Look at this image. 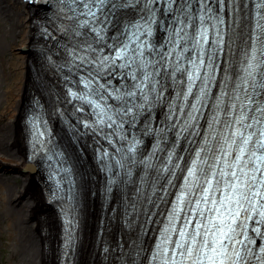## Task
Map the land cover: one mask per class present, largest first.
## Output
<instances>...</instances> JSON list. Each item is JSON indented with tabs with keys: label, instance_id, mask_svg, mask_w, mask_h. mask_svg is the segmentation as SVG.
<instances>
[{
	"label": "snow or ice",
	"instance_id": "6c2138e0",
	"mask_svg": "<svg viewBox=\"0 0 264 264\" xmlns=\"http://www.w3.org/2000/svg\"><path fill=\"white\" fill-rule=\"evenodd\" d=\"M56 3V18L68 22L59 30L67 41L61 45L66 66L77 77L71 82L82 86L68 89V102H75L73 114L84 113L77 124L112 149L97 158L108 191L113 184L133 183L137 168L144 173L136 189L141 191L162 134L175 129L176 140L184 133L200 137L199 143L185 137L195 144L187 160L180 156L173 163V146L165 166L157 168V179L167 174L166 183L176 192L147 264H264V0H253L251 26L238 15L239 0H227V18L226 0ZM169 88L174 98L166 102L163 126L154 130L153 110L165 102ZM177 101L183 102L179 111ZM41 135L37 131L36 139ZM140 135H155L156 141L137 159ZM40 146L47 151L43 142ZM57 170L68 174L64 182L71 204L75 182L70 169Z\"/></svg>",
	"mask_w": 264,
	"mask_h": 264
},
{
	"label": "bare ground",
	"instance_id": "6f19581e",
	"mask_svg": "<svg viewBox=\"0 0 264 264\" xmlns=\"http://www.w3.org/2000/svg\"><path fill=\"white\" fill-rule=\"evenodd\" d=\"M239 2L245 10L243 21L250 25L249 14L256 11L253 0H247V7ZM57 8L56 0H0V165L9 164L0 168V239L6 234L12 242L14 264H147L162 215L173 202L172 187L167 194H153V185L162 179L153 174L144 193L124 185L105 192L107 176L97 159L105 141L79 127L66 110L72 103L62 83L63 67L56 63L65 56L61 45L67 43L59 25L68 22L56 18ZM229 34L226 29V41ZM71 85L75 91L80 88ZM37 131L42 133L39 140ZM179 144L176 138L160 144L152 163L166 160L173 146L177 155L183 153ZM53 153L61 155L49 160ZM57 166L68 167L75 182L71 204L65 194L68 174ZM129 192L137 195L129 197ZM128 199L144 204L139 209L135 203L133 211ZM129 221L134 224L125 226ZM130 240L139 248L131 255Z\"/></svg>",
	"mask_w": 264,
	"mask_h": 264
},
{
	"label": "rangeland",
	"instance_id": "374dc122",
	"mask_svg": "<svg viewBox=\"0 0 264 264\" xmlns=\"http://www.w3.org/2000/svg\"><path fill=\"white\" fill-rule=\"evenodd\" d=\"M5 165H9L8 163H3ZM3 164L0 165V168H3ZM12 233H14L12 231ZM5 236L0 239V247H5V253L3 254H0V264H9V262L11 264H14V261L15 259H12L11 257V243L7 238H8V235L4 234ZM14 235V234H13Z\"/></svg>",
	"mask_w": 264,
	"mask_h": 264
}]
</instances>
